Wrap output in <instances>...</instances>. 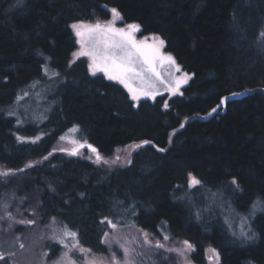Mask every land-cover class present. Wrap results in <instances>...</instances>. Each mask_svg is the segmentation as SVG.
I'll list each match as a JSON object with an SVG mask.
<instances>
[{"label":"trees","instance_id":"obj_1","mask_svg":"<svg viewBox=\"0 0 264 264\" xmlns=\"http://www.w3.org/2000/svg\"><path fill=\"white\" fill-rule=\"evenodd\" d=\"M113 8L142 36H160L192 75L167 108V97L132 106L122 85L91 75L86 58L73 61L71 24L106 21ZM52 74L60 87L47 101L60 102L20 123L34 106L17 101ZM72 127L106 157L151 144L126 167L61 154L28 167ZM0 165L23 169L0 181V264H54L64 248L52 230L65 226L105 255V218L188 241L194 264L210 248L220 264H264V0H0ZM189 174L200 184L189 187ZM27 219L36 223L16 222ZM33 250L40 258L30 263Z\"/></svg>","mask_w":264,"mask_h":264},{"label":"snow or ice","instance_id":"obj_2","mask_svg":"<svg viewBox=\"0 0 264 264\" xmlns=\"http://www.w3.org/2000/svg\"><path fill=\"white\" fill-rule=\"evenodd\" d=\"M113 19L107 23L85 24L83 22L71 24V28L78 38L80 50L74 55L79 57H86L88 60V71L91 75L96 76L101 73L108 81H113L122 85L127 90L130 100L133 102L132 106H136L142 98L155 100L158 95H162L161 88L167 91L170 95L175 96L180 92L183 85L187 84L191 79L188 73L183 75H175L180 73L181 69L176 64L175 59L170 54H165L162 49L164 41L157 36L144 37L137 39V33L141 31L140 25L136 23L127 24L125 27H116V21L121 20L122 17L119 11L115 8L111 9ZM47 74V72H46ZM58 75V74H57ZM236 95L235 93L233 94ZM229 99L224 97L220 100L217 107L212 109L216 112L220 105H224ZM164 107L167 108L168 104L165 101ZM212 113H209L211 115ZM183 127V124L181 125ZM17 140H23L17 137ZM35 143V141H32ZM77 147L70 151L69 155H77L78 149L87 147L95 155V161L107 164L108 161L104 160L101 154L95 147L91 145L73 141ZM150 140H144L140 144L135 145V148H140L150 144ZM157 151H165V149L158 148ZM47 159V157H45ZM120 157H116L119 161ZM115 162V161H114ZM128 163H131L129 160ZM33 165L29 164L28 167ZM17 171L23 169H0V179L15 175ZM189 187H194L200 184V181L189 174ZM236 184L235 179L232 180ZM52 191L54 188L49 186ZM83 195V194H81ZM7 207V205H5ZM35 214V213H33ZM7 218L13 220L14 218L8 214ZM107 222L108 226L115 230L117 225L111 220H102L101 223ZM17 223L31 226L36 223L34 219L20 220ZM55 223V218H53ZM52 239L59 243L65 251L54 262V264H76V260L72 258L71 253L73 250H78L81 254L91 253V249L84 248L79 244L78 234L69 230L66 226L63 229H53ZM105 243H107L108 233L105 234ZM143 245H150L148 233H143ZM167 239V237H165ZM68 241H71L69 243ZM135 243V241L131 242ZM186 248L192 249V245L188 241L183 242ZM21 249L24 248L23 244L19 245ZM156 248H164V245L157 242L154 245ZM124 256L119 259L115 252L111 255V264H135L136 248L131 247L128 242L120 244ZM167 250V249H166ZM216 255L218 254L214 249H210ZM182 254V253H181ZM4 259L3 253H0V260ZM87 264H104V261L96 259L85 258Z\"/></svg>","mask_w":264,"mask_h":264},{"label":"rangeland","instance_id":"obj_3","mask_svg":"<svg viewBox=\"0 0 264 264\" xmlns=\"http://www.w3.org/2000/svg\"><path fill=\"white\" fill-rule=\"evenodd\" d=\"M113 19L112 17V12H111V17L110 19L106 20V21H96V22H83L85 24H95V23H107L108 21H111ZM78 23V22H75ZM127 24H125L123 22V20H117L115 26L116 27H125ZM74 32V31H73ZM75 35V33H74ZM151 37V36H157L160 39H162L160 36L158 35H141V31L139 33H137V39H143L144 37ZM77 41L78 38L76 37ZM163 40V39H162ZM78 43V42H77ZM80 50V45L78 43V48L77 51L78 52ZM162 51L165 54H170L176 61V64L180 67L181 72L180 73H174L175 75H183L184 73H188L187 71H185L180 64L178 63V61L176 60V58L169 52L166 51L165 49V42H164V47L162 49ZM75 52V53H76ZM80 58H86V57H79L77 58L75 55H73V61H77ZM87 59V58H86ZM191 76L192 79V75L190 73H188ZM97 75H102L101 73H97ZM52 78L55 79H51L50 82L44 86H35L32 91L28 94V98L25 100H18L17 103H22L28 107H30V105H33L34 107H30V108H34V109H27V115L26 114H21L19 115V122L22 123L24 121L23 118L27 117H31V118H36V117H43L41 120L45 119L47 117L48 111L52 110V107H55L58 102H60L59 99L55 100L53 99L54 97H51L52 99H50V101L48 102L47 100H49V96L54 95L53 93L57 92L59 90V84H57V75L53 74L51 75ZM191 79L188 81L187 84L183 85L180 89V92L175 95L172 96L170 95L167 91H165L163 88H161V92L162 95H158L156 97L155 100L152 99H147V98H142L139 102L141 101H156L157 99L161 98V97H167V104L169 105V99L182 95L183 93V89L189 85ZM127 91V90H126ZM47 101V102H46ZM36 106V107H35ZM43 113V114H42ZM40 120V121H41ZM73 141H79L80 143H85L88 144L87 140L81 138L80 135V131L78 127H72L71 129H69L68 131H63V133L60 135V137L57 139V141L55 142L52 151L50 154H48L46 157L47 159L50 158L52 155L54 154H61V155H67L70 157H75V158H81L83 160H88L91 161L92 163L98 165V166H103V167H108V168H114V167H126L128 166L130 163H128V161H132L133 156L135 154V152L139 149V148H135V145L138 144H131L125 147H120L118 149H116V151L114 152V154L110 157H106V156H102L104 158V160H107L108 163L105 164L103 163V161L101 162H96L95 161V155L90 151V149L86 148V147H81L78 149V154L77 155H69L68 153L70 151L73 150V148L77 147V145H75L73 143ZM119 156L120 160L116 161V157ZM44 158L39 159V160H34L31 161L29 164L31 165H36V164H40L42 163L44 160H47ZM115 161V162H114ZM0 169H6L4 166L0 165ZM6 178L0 179V181H4ZM34 205V204H33ZM27 213L30 215V217H35L36 213H35V208L34 206L28 208ZM35 213V214H33ZM111 231L107 232L109 235L107 237V245H108V252L105 255H100L94 252L91 253H83L81 254L78 250H73L71 253V256L73 259L76 260V264H87L86 261V257L88 259H96L98 261L102 260L104 261V264H111V255L113 252H115L117 254V257L119 259H123L124 253L122 251V249L120 248V244H124L125 242H128L129 245L131 247L136 248V255H135V264H149L148 259H157L156 260V264H194L192 262L191 259V255L193 252V247L192 249H188L186 248V246L184 245L183 242H175V241H170V240H162V239H158L157 237L153 236L152 234H149L148 232V238L150 240V245H143V233H145V231H141L139 229H134V228H116L115 230H113L112 228L110 229ZM135 241V243H131ZM69 243H71V241H68ZM160 242L164 245V248H156L154 245ZM167 249V250H166ZM212 249V248H210ZM210 249L207 250L206 253V263L205 264H220V258H216V255H214V253L212 251H210ZM36 250L32 251V254L30 255V257L27 259L28 262L30 263H35L39 260V256L36 259V257L33 255V253ZM65 251V249H64ZM182 253V254H181ZM215 253L218 254V252L215 250ZM33 255V256H32ZM219 257V254H218Z\"/></svg>","mask_w":264,"mask_h":264},{"label":"water","instance_id":"obj_4","mask_svg":"<svg viewBox=\"0 0 264 264\" xmlns=\"http://www.w3.org/2000/svg\"><path fill=\"white\" fill-rule=\"evenodd\" d=\"M247 95V92H245V93H242V94H239V95H236V96H234V97H243V96H246ZM232 98V97H231ZM151 144V143H150ZM88 145H91L92 147H95V146H93L92 144H90V143H88ZM87 148V147H86ZM96 148V147H95ZM89 149V148H88ZM97 149V148H96ZM98 150V149H97Z\"/></svg>","mask_w":264,"mask_h":264}]
</instances>
